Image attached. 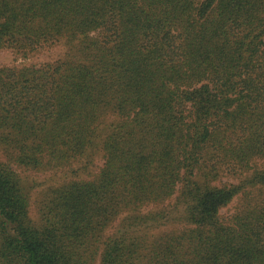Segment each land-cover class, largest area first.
Returning a JSON list of instances; mask_svg holds the SVG:
<instances>
[{"label":"trees","instance_id":"trees-1","mask_svg":"<svg viewBox=\"0 0 264 264\" xmlns=\"http://www.w3.org/2000/svg\"><path fill=\"white\" fill-rule=\"evenodd\" d=\"M57 45L0 68V264H264V0H0V49ZM96 157L33 216L13 167Z\"/></svg>","mask_w":264,"mask_h":264},{"label":"rangeland","instance_id":"rangeland-1","mask_svg":"<svg viewBox=\"0 0 264 264\" xmlns=\"http://www.w3.org/2000/svg\"><path fill=\"white\" fill-rule=\"evenodd\" d=\"M64 48L62 46H54L50 49H45L43 52L32 55L29 58H22L21 55L17 54L12 49H0V68L3 67H23L29 65H41L44 63H50L57 60L64 54ZM83 162V161H81ZM84 163H76L72 168H61L55 170H47V171H33L26 168L21 167H13L17 173L27 182L33 185L32 189V213L33 216L38 217V207L39 202L42 199L46 190L51 187L59 186L64 184L65 182L75 178V179H86L91 175H95L96 172L100 170L103 165V160L100 157H96L93 159L91 165L87 166V171H80L78 174L74 175L71 172L78 171V167H82ZM76 176V177H75ZM239 204V200H235L230 204L227 208L222 211V216L228 217L237 209ZM118 225V222L115 223L106 233V237L110 236L115 232V229ZM176 229L175 227L170 228ZM164 231V230H163Z\"/></svg>","mask_w":264,"mask_h":264}]
</instances>
